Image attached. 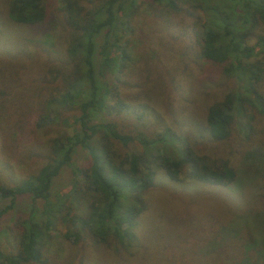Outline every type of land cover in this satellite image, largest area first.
I'll list each match as a JSON object with an SVG mask.
<instances>
[{"label":"rangeland","instance_id":"obj_1","mask_svg":"<svg viewBox=\"0 0 264 264\" xmlns=\"http://www.w3.org/2000/svg\"><path fill=\"white\" fill-rule=\"evenodd\" d=\"M44 22L22 25L8 19V0H0V73L14 72L26 82L42 73V64L59 60L66 46L61 0H42ZM151 0H141L122 45L128 43V58L122 72L110 76L127 107L119 111H93V122L111 121L122 133L155 137L164 129L182 134L198 155L224 158L236 178L227 185H212L195 179L173 181L157 171L153 186L144 193L145 206L133 223L135 243L127 248L113 236L98 242L86 228L76 224L80 238H67L62 227L52 231L43 247L44 263L25 264H264V109L248 107L250 132L234 128L228 138H212L205 123L210 104L233 92L237 81L223 72V65L203 59L196 39L181 26L190 24L155 16ZM264 35L257 27L249 44ZM30 55H16L19 50ZM263 57L261 47L252 59ZM46 69V66H45ZM54 74V72H52ZM5 79V80H6ZM49 82L54 85L58 81ZM41 84L21 85L13 104L0 102V185H12L33 174L43 163L52 138L70 133L76 105L60 106L43 124L47 112L37 101L46 99ZM264 93V77L259 83ZM45 86V85H44ZM48 88H50L48 86ZM114 104L113 101H110ZM39 124V125H38ZM246 132V133H244ZM171 145L177 146L176 143ZM160 145L148 152L159 151ZM129 149L143 151L135 141ZM147 153V151H145ZM89 155L77 146L71 165L85 167ZM71 167H64L53 180L52 200L71 180ZM80 195V196H79ZM89 190L76 193L70 204L83 210L92 200ZM10 204L0 197V210ZM29 195L18 196L0 215V253L6 256L19 247L21 221L30 213ZM34 205L40 206L41 201ZM60 225V224H59ZM61 226V225H60ZM76 228V227H75ZM0 257V264H4Z\"/></svg>","mask_w":264,"mask_h":264},{"label":"trees","instance_id":"obj_2","mask_svg":"<svg viewBox=\"0 0 264 264\" xmlns=\"http://www.w3.org/2000/svg\"><path fill=\"white\" fill-rule=\"evenodd\" d=\"M140 1L61 0L65 21L62 28L67 32L60 67L54 66L56 60L45 61L34 82H26L14 72L8 79L3 76L10 71L0 73L2 103L13 104L21 85L32 84L36 91L35 84H41L45 94L48 90L46 99L37 101L40 110L47 112L39 124L46 121L49 111L55 113L60 106L72 104L78 108L70 123L71 132L52 138L43 163L33 174L12 185H0V197L10 200L0 215L18 196L29 195L34 204L41 201L40 206L33 204L20 222L16 252L6 256L0 253L4 264L46 262L43 247L52 231L62 227L65 237L73 236L77 241L80 230L76 224L86 228L98 242L106 243L108 236H113L126 248L134 245L131 228L145 206L143 195L153 186L159 170L173 181L190 178L221 186L235 180V170L228 160L198 155L185 136L170 128L146 137L141 132L122 133L111 121L91 119L93 111L110 113L115 105V111L127 107L110 76L122 72L128 58V41L126 45L120 42L132 30ZM150 5L152 13L165 20L182 21L183 14L189 16L190 24H182L181 29L196 39L199 55L222 64L223 72L236 78L235 90L207 108L209 135L224 140L233 126L240 132L248 127L246 132H250L248 107L264 109V93L259 85L264 77V35L258 36L256 44L248 43L256 28L264 27V0H151ZM6 14L22 25L38 24L46 18L42 0H8ZM260 47L263 57L252 59ZM15 54L30 55L21 49ZM55 78L58 81L50 85ZM135 141L142 145V152L129 149ZM156 145H160L159 151L148 152ZM77 146L88 152L85 167L71 165ZM64 167H71L70 183L52 200L53 180ZM86 190L91 191L92 200L83 210L69 203L72 195L81 192L83 196Z\"/></svg>","mask_w":264,"mask_h":264}]
</instances>
